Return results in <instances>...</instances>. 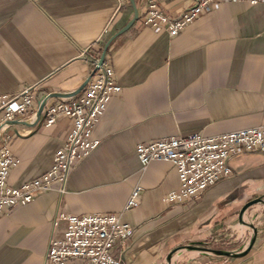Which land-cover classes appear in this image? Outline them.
<instances>
[{
    "label": "crops",
    "instance_id": "obj_1",
    "mask_svg": "<svg viewBox=\"0 0 264 264\" xmlns=\"http://www.w3.org/2000/svg\"><path fill=\"white\" fill-rule=\"evenodd\" d=\"M178 18L198 0H157ZM139 18L110 43L122 91L93 130L99 144L78 162L66 190L37 192L0 216V264H44L50 240L67 227L65 214L120 213L134 231L115 255L121 264H160L176 245L228 228L244 203L264 195V152L233 156L234 174L180 205L165 195L180 185L176 166L147 165L136 147L174 135H214L264 125V1L213 3L179 34L146 25L149 0H135ZM134 16L131 0H0V94L36 86L30 113L83 92L109 38ZM18 120L7 130L19 186L51 168L73 127ZM141 186L140 204L126 208ZM56 219L58 223L55 224ZM237 264H264V234Z\"/></svg>",
    "mask_w": 264,
    "mask_h": 264
},
{
    "label": "built area",
    "instance_id": "obj_2",
    "mask_svg": "<svg viewBox=\"0 0 264 264\" xmlns=\"http://www.w3.org/2000/svg\"><path fill=\"white\" fill-rule=\"evenodd\" d=\"M226 0H198L178 18H172L157 0H149L144 16L146 25L165 29L171 35L179 34L197 20L213 3ZM252 4L264 0H244ZM100 55L93 59L94 67ZM122 91L114 68L105 57L91 75L82 93L61 98L44 106L42 114L46 124L59 118L69 117L73 127L68 138L54 154L49 170L22 185L9 182L12 169L18 163L7 134L8 128L18 120H36V112L30 113L36 100V86H27L14 93L0 94V216L7 208L30 203L37 192L66 190L68 178L80 160L90 154L99 144L92 133L105 112L110 100ZM42 116V115H41ZM144 165L153 160L171 161L177 168L180 185L165 195V202L180 205L192 201L208 188L234 174L230 159L242 152H264V125L244 127L214 135L195 132L174 135L148 142L136 147ZM141 186L131 192L126 208L140 204ZM58 218L67 221L61 237L50 240L44 264H121L115 255L118 245H124L134 227L121 219L120 213L65 214ZM58 223L56 219L55 224Z\"/></svg>",
    "mask_w": 264,
    "mask_h": 264
},
{
    "label": "rangeland",
    "instance_id": "obj_3",
    "mask_svg": "<svg viewBox=\"0 0 264 264\" xmlns=\"http://www.w3.org/2000/svg\"><path fill=\"white\" fill-rule=\"evenodd\" d=\"M251 200L256 201L242 211ZM244 206L224 233L186 239L163 256L160 264H237L243 260L264 234V195L248 199Z\"/></svg>",
    "mask_w": 264,
    "mask_h": 264
},
{
    "label": "water",
    "instance_id": "obj_4",
    "mask_svg": "<svg viewBox=\"0 0 264 264\" xmlns=\"http://www.w3.org/2000/svg\"><path fill=\"white\" fill-rule=\"evenodd\" d=\"M131 2H132V4H133V6H134V16H133V18H132V19H131V20H130L125 26H123L121 29H119L114 35H112L111 38H109V39L107 40V42H106V44H105V46H104V49H103L102 55H101V57H100V60H99L98 64L95 66L93 73L98 69V67L100 66V64H102V62L104 61L105 56H106L107 49H108L110 43L112 42V40H113L115 37H117L118 35H120L121 33H123L124 31H126V30H127V29H128L133 23H134V21H135L136 19L139 18V9H138V7H137V5H136V2H135V0H131ZM93 73H92V74H93ZM88 81H89V80H88ZM88 81L85 83V85L88 83ZM44 106H45V102L42 101L41 106H40V109H39V112H38V117L41 116ZM253 201H256V200H251V201H249V202L243 207L242 211H243L248 205H250Z\"/></svg>",
    "mask_w": 264,
    "mask_h": 264
},
{
    "label": "bare ground",
    "instance_id": "obj_5",
    "mask_svg": "<svg viewBox=\"0 0 264 264\" xmlns=\"http://www.w3.org/2000/svg\"><path fill=\"white\" fill-rule=\"evenodd\" d=\"M182 257V256H181Z\"/></svg>",
    "mask_w": 264,
    "mask_h": 264
}]
</instances>
